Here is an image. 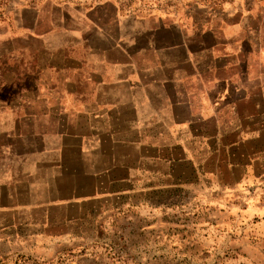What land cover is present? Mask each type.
<instances>
[{"label":"rangeland","instance_id":"rangeland-1","mask_svg":"<svg viewBox=\"0 0 264 264\" xmlns=\"http://www.w3.org/2000/svg\"><path fill=\"white\" fill-rule=\"evenodd\" d=\"M117 1L126 9L137 11L136 17L131 18L132 30L144 29V66L152 60L148 29L153 24L184 26V40L190 42L193 59L207 61L210 57L205 48L212 43L216 50L226 53L224 49L230 45H239V34L251 23L247 14L236 13L240 0ZM39 6L42 13L54 20L48 19L47 23L56 22L54 18L60 9L69 8L82 14L98 12L99 18L95 16L91 21L96 29H101L104 23H110V31L118 29L117 19L109 16L116 10L112 0H0V108L35 110L38 116L52 121L46 128L51 147L41 152L52 157L54 163L64 155H77V143L60 144L62 139L76 136L84 145V154L80 155L103 164L90 175L93 199H79L71 207L50 205L46 211L40 210L45 207L42 205L19 211L0 210V264H264V139L261 136L264 109H258L261 113L253 125L237 124V116L231 115V103L225 102L223 106L219 101L220 108L219 104H213L212 98L220 89L218 85L209 84L206 76L203 80L195 77L184 82L192 76L184 78V68L177 67L193 69V63L185 65L173 54L172 61L167 60L170 63L158 66L146 81L153 79L162 84L167 77L184 78L185 94L169 101L164 93L153 101L155 106L171 105L170 109L175 106L177 111L178 104L185 103L197 113L209 107L210 113L215 114L212 122L224 124L204 126L214 135L229 127L243 126L259 134L253 143L244 140L240 147L229 150L230 158L224 155L223 165L221 160L219 164L215 162L217 156L206 154L207 159L214 158L211 166L222 168V172H217L215 167V171L206 175L198 171L193 174L183 163L182 150L174 147L175 141H184L177 139L176 131L164 133L165 140H154L150 148L140 145L151 141L137 142V147L131 145L147 132L129 128L132 122L129 119L123 122L127 112L121 114V111L140 107L141 103L147 105L149 100L135 101L131 91L123 90V83L104 85L112 78L97 71L87 73V66L94 62L90 53L62 52L59 48L63 39L53 35L47 38L46 52H39L43 49L39 42L7 34V16ZM235 22L238 26L232 27ZM132 30L127 29L131 37L138 33ZM260 44H264V36ZM24 47L32 50L23 51ZM117 55L111 52L110 61L125 59V56L116 58ZM131 60L138 63V54H133ZM38 63L44 65L43 72L38 69ZM78 65H82L81 70H74ZM246 110L249 114L251 108ZM111 111L119 112L120 120L119 113L113 115ZM202 120L198 115L194 122ZM199 124L192 127L198 129ZM94 137L102 138L99 147ZM39 144L45 145L43 140ZM194 148L196 151L197 147L191 146L187 152L194 153ZM230 160L232 172L226 171L224 165ZM44 167L50 166L41 163L39 168ZM47 173L52 174L48 170ZM74 181V175L43 180L42 183L58 187L54 192L43 187L0 189V206L67 198L70 190L64 184ZM84 182L79 181L78 185ZM13 191L33 194L8 195Z\"/></svg>","mask_w":264,"mask_h":264},{"label":"crops","instance_id":"crops-1","mask_svg":"<svg viewBox=\"0 0 264 264\" xmlns=\"http://www.w3.org/2000/svg\"><path fill=\"white\" fill-rule=\"evenodd\" d=\"M112 1L116 4V10L110 13L109 16L117 19V30L113 28L110 31V23H104L101 29H96L91 21L95 16L99 18L98 12L91 11L90 13L82 14L72 10L69 11V8L60 9L59 15H51L55 16L56 22L47 23L48 19L50 21L52 19L42 13L39 6L38 9H22L17 14L14 13L7 16L6 31L12 37L22 35L21 37L24 39L28 38L30 41L39 42L40 46L43 47L42 51L39 52H46L47 38L53 35L60 36L63 39V44L59 48L62 52L90 53L94 57V62L87 66V73L94 74V71H97L102 73L104 77H111L110 81L103 82L104 85L112 83L120 86L119 84L123 83L125 86L123 90L131 91V97H135V101L149 100L147 105H142L141 103L140 107H128L121 111V114L122 112H127L123 122L126 119L132 122V124L128 125L129 128H136L135 130L137 131H146L147 133L145 134L149 135H140L142 139L134 140L131 143L132 146L133 144L136 146L137 142L142 143V140H144L151 142L144 143V145L142 143L140 147L150 148L155 144V141L165 140L163 139L165 137L164 133L168 134L167 132L176 131L178 132L177 139L183 140L184 138V141H175L174 147L182 150L183 163L186 166L188 165L193 174L198 171L206 175L215 171V167L217 172H222V168L219 170L216 165L215 167L211 166L214 158L207 159L205 157L206 154L217 156L218 160L215 162L219 164L221 160L223 165L224 155L230 158L229 150L240 147L244 140L253 143L259 136L257 130H249L247 126L229 127L228 130H222L217 132V135H214L211 131L205 130L204 126L212 123H217L220 126L224 124L212 122L211 118H214L215 114L210 113L209 107L206 109L201 108V111L197 113L191 107L185 106V103H180L178 104L180 107L175 111V106L172 109H170L171 105L166 107L165 104L158 107V104L155 106L153 101L164 93H166V99L169 101L170 98L174 99L175 96L180 97L185 94V89L182 86L184 78L192 76L185 79L184 82L186 83L191 78L199 77V80H203L205 79L204 76H206V81L210 82L209 84L218 85L221 89V91L219 89L216 92V96H213V104H219L218 108H220L225 102L231 103V115L237 116V124L253 125L255 117L261 113L258 109H264V44H260L261 38L264 36V0H244L243 3V0H240V4H236L238 7L236 13L239 16L244 13L247 14L251 19V23L248 27L243 28L242 31L244 33L241 32L242 34H239V45L235 47L230 45V47L224 49L226 53H223L224 51L221 49L216 50L212 43L205 48L210 57V59H206L208 62L199 60V57L196 60L193 59L190 42L187 43L184 40V34H186L184 26H171L165 22L156 24L157 26L153 24L148 29L152 60L151 64L147 66H144L143 63L142 41L144 29L141 27L140 29L132 30L134 25L131 18L136 17L137 11L126 9L117 0ZM39 4H43V1H40ZM70 20L74 22L69 23L68 21ZM53 25L54 28L58 27L55 30L53 28L54 31L52 30ZM236 26H238V22L232 24V27ZM127 29L138 33L131 37ZM248 34L249 39L247 38ZM125 45L128 46L125 47ZM127 48L134 51L133 54H138V63L131 60L133 54H131V51H127ZM23 49V51L32 50V48L27 47ZM111 52L118 54L116 58L125 56V59L111 62ZM173 54H177L185 65L193 63L195 67L193 69L186 66L177 67L178 69L184 68V78L172 79L167 77L168 80L162 84H159L156 80L153 81V79L147 82L146 80L160 68L158 66L163 67L164 64L166 65L167 62L172 61L171 57ZM80 56L77 58L80 59ZM43 67L44 65L38 63V69L41 72L44 71ZM63 68L69 67L64 66ZM81 68L82 65H78L77 69L74 70H81ZM164 69L166 73V67ZM76 72L79 73L81 71ZM168 75L166 73V76ZM194 88L201 89V86H195ZM196 92L201 91L198 90ZM74 96L73 98H76ZM200 97L202 98V95ZM246 107L251 108L249 114H246ZM111 112L113 115L119 113L116 111ZM121 114H118L119 120ZM38 115L40 114L35 110L0 108V189L27 190L43 187L53 189L51 192H54L58 187L52 184L47 185L42 183V181L47 178L50 179L51 176L52 178H57L59 176L70 177L71 175H74L75 181L72 184L63 183L69 186L70 191L67 193V198H61L56 201L49 200L38 204L11 203L10 206H0L2 211L25 210L24 208L27 206L32 208L33 205L45 206L40 210L46 211L50 209L48 207L50 205L59 206L65 204V207H71L74 203H78L79 199L89 200L95 197V193L92 191L93 187H91L92 180L90 175L94 174L98 168H101L102 165L99 164L103 163L92 157L81 156L84 154L82 151L84 145L77 140L76 136L62 139L60 144L77 143L75 145L78 148L77 155H64L57 158L58 162L54 163L52 157L41 152L42 149L51 147L49 145L51 138L47 135L46 128L49 124H52V121ZM198 115L203 120L194 122ZM198 123H200L198 129L192 127V125L194 126ZM245 128L248 130H245ZM263 131L264 125L261 132ZM160 132H163V135L159 134ZM182 133L187 134L183 136ZM232 135L233 137L231 138ZM261 136L264 139V134ZM55 138L60 140L57 135H55ZM216 139L218 141L214 142ZM40 140H43L45 145L39 144ZM94 140L96 142L95 145L98 144V147L103 143L101 142L102 138L96 140L94 137ZM191 140L196 142L192 143ZM34 142L35 145H33ZM190 142L192 144L187 145ZM191 146L197 147L196 151V148H194V153L187 152V148ZM255 146L254 144L253 147ZM204 150L206 152H203ZM261 154L262 152H259V155ZM204 157L206 161H203ZM41 163L42 165L48 164L50 167H44L40 170ZM232 164L231 160L226 162L224 164L227 167L225 170L232 172ZM47 170L52 172V174L49 175ZM82 180L85 181L84 185H78L79 181ZM82 189L83 191H81ZM12 194L32 195L33 192L13 191L10 194L8 193V195Z\"/></svg>","mask_w":264,"mask_h":264}]
</instances>
